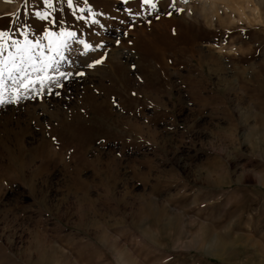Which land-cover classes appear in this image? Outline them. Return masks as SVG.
<instances>
[{"label": "rangeland", "instance_id": "1", "mask_svg": "<svg viewBox=\"0 0 264 264\" xmlns=\"http://www.w3.org/2000/svg\"><path fill=\"white\" fill-rule=\"evenodd\" d=\"M0 1L10 30L24 0ZM154 2L129 28L138 0H54L53 41L105 47L60 96L0 106V264H264V0Z\"/></svg>", "mask_w": 264, "mask_h": 264}, {"label": "snow or ice", "instance_id": "2", "mask_svg": "<svg viewBox=\"0 0 264 264\" xmlns=\"http://www.w3.org/2000/svg\"><path fill=\"white\" fill-rule=\"evenodd\" d=\"M32 0H24L25 9L21 10V16H18L14 22L10 24V30L0 29V81L3 80L5 73L14 84H18L19 88L12 93L6 100L2 92H0V106L5 104H19L22 100L36 99L41 96H60L61 89L76 78H83L86 73L82 70H75L77 61L74 56L85 57L92 51L105 47L102 43L91 44L84 39H79L77 32L73 30H61L59 36L63 39L57 43L51 39L52 28L61 27L66 23L62 18L58 19L52 15L54 9V0H42L40 8L35 10L29 9L28 5ZM66 3L69 10L85 12L84 8L74 9L76 0H62ZM88 3L89 0H83ZM122 6H126L132 0H119ZM180 0H169L165 14L171 15L177 9L174 7ZM186 2V0H185ZM139 8L135 12L128 7H124L127 19H121L118 16L111 17L113 24L126 25L131 28L135 21L132 19L140 17L141 12H148L149 16L159 18L160 12L157 11L158 3L154 0H138ZM47 8L49 11H44ZM117 11H120L118 9ZM105 13L87 11L88 20L85 17H76L82 23H91L94 26L107 29L108 25L102 23V17ZM23 16H32L41 22H45L51 27H45L42 33H35L31 25L27 22H21ZM11 21V18H9ZM117 33L116 43L120 44L119 36L127 35L120 27L115 28ZM32 37L31 39L29 37ZM46 41L47 43H43ZM75 44L77 47H73ZM15 50L14 52L12 50ZM51 52V56L45 54ZM7 54V58H5ZM104 56L93 59L91 62L82 65L88 69H92L104 62ZM9 63L11 67H9ZM135 66L133 65V68Z\"/></svg>", "mask_w": 264, "mask_h": 264}, {"label": "bare ground", "instance_id": "3", "mask_svg": "<svg viewBox=\"0 0 264 264\" xmlns=\"http://www.w3.org/2000/svg\"><path fill=\"white\" fill-rule=\"evenodd\" d=\"M0 2H1V1H0ZM211 4H212L211 1H210V2H209V1H208V2L204 1L203 4H202V6H203L204 10L207 9V8L212 9ZM212 6H214V4H212ZM182 7H184V6L182 5ZM184 8H185V7H184ZM184 8H183V9H184ZM186 9L189 10L188 7L185 8V11H186ZM4 10H5V9H4V6L0 4V12H1V11H4ZM203 13H204V12H203ZM189 14H190V13H189ZM189 14H188V15H189ZM205 14H206V13H205ZM41 28L43 29L44 27H41ZM161 44H162V43H161ZM144 46H145V45H144ZM145 50H146V49H145Z\"/></svg>", "mask_w": 264, "mask_h": 264}]
</instances>
